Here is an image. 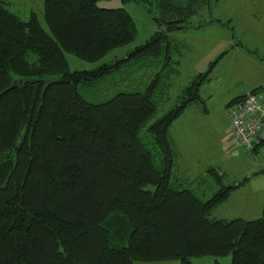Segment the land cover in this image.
<instances>
[{
  "label": "trees",
  "instance_id": "1",
  "mask_svg": "<svg viewBox=\"0 0 264 264\" xmlns=\"http://www.w3.org/2000/svg\"><path fill=\"white\" fill-rule=\"evenodd\" d=\"M99 1L44 0L45 27L36 10L23 19L0 0V264H193L192 255L228 253L230 264H264V204L254 218L212 215L248 176L226 184L209 166L219 187L206 198L174 177L170 126L190 103L205 104L201 86L218 59L158 115L177 71L170 31L182 24L156 17L162 28L146 41L74 68L68 53L94 62L135 39L132 12ZM155 63L143 86L97 95L99 85L136 83V71ZM115 211L128 220L120 215L128 235L121 245L110 242Z\"/></svg>",
  "mask_w": 264,
  "mask_h": 264
},
{
  "label": "rangeland",
  "instance_id": "2",
  "mask_svg": "<svg viewBox=\"0 0 264 264\" xmlns=\"http://www.w3.org/2000/svg\"><path fill=\"white\" fill-rule=\"evenodd\" d=\"M8 1L10 8L23 19H28L31 11L36 10L44 26L48 27L43 17L44 0ZM156 2L149 4L142 0H100L99 4L102 6H125L132 12L137 26L135 39L94 62L68 53L70 64L74 68L93 67L104 60H109L116 53H125L162 28L156 17L160 18L162 26L171 19L175 23L182 24L181 28L170 31L171 68L179 72L175 70L171 81L167 79L164 83L166 86L161 96L163 100L159 101L158 115L178 102L183 86L195 75L207 70L212 61L218 59L211 68L210 80L201 86L205 104L193 102L174 120L171 126L174 144L177 145L179 141L182 148L195 158L191 159V164L196 166L199 179L205 177L210 165L220 169L226 184H234L249 177L245 183L233 189L225 201L213 209V216L226 218L259 216L264 203V171H262L264 142L256 149H248L238 145L234 139L231 141L225 138L231 133L228 124L233 104L229 101L237 96L239 91L246 93L258 84L263 85L264 92V0H162ZM223 51L226 52L221 55ZM159 62L163 60L160 59ZM160 63L137 70L138 73L134 74L137 82L131 85L128 83V78L121 81L119 85L109 82L111 86L107 88L108 91L103 88L105 84L99 85L96 90L97 95L105 98L107 95L104 94L110 89L114 92L119 86L122 88L143 86L158 70ZM124 74L122 73L119 77L121 78ZM139 78H146V80L139 84ZM112 79L109 77L108 81ZM194 161L197 162L194 163ZM216 182L215 179L208 177L206 186L196 185V187L200 194H206V198L219 187V184L218 186L215 184V190L209 189V184ZM120 215L127 220V216L120 211H115L111 215L113 232L110 242L113 245L125 244L128 239L123 218ZM108 219L105 223H108ZM119 230L123 232L120 233ZM231 259V253L220 256L213 254L190 256L193 264H230ZM134 263L181 264V260L179 258L160 261L135 260Z\"/></svg>",
  "mask_w": 264,
  "mask_h": 264
},
{
  "label": "built area",
  "instance_id": "3",
  "mask_svg": "<svg viewBox=\"0 0 264 264\" xmlns=\"http://www.w3.org/2000/svg\"><path fill=\"white\" fill-rule=\"evenodd\" d=\"M229 126L238 145L254 149L264 140V92L249 90L233 104Z\"/></svg>",
  "mask_w": 264,
  "mask_h": 264
},
{
  "label": "crops",
  "instance_id": "4",
  "mask_svg": "<svg viewBox=\"0 0 264 264\" xmlns=\"http://www.w3.org/2000/svg\"><path fill=\"white\" fill-rule=\"evenodd\" d=\"M210 78H209V80H210ZM209 80H207V81H209ZM207 81H205V82H207ZM259 85H262V84H258L256 86H259ZM241 93H243V92H240L239 91V94L237 96H239ZM229 103H230V101H229ZM190 104H192V103H190ZM171 126H170V136H171L172 145H173V147H174V149L176 151L175 166H174V177L177 178L179 181L183 180L184 182H186L188 184L190 183V185H193V186H196V185H198V186H200V185L201 186H206V180L208 179V177L213 178V179H214V177H212L210 175V173H207L205 175V177L202 178V179H199V177H197V172H196V169L197 168H196V166H194L193 164H191L192 163L191 159H195V158H193V156L190 153H188V151L186 149L182 148V146H181V144L179 143L178 140H177L178 141L177 145L174 144L175 143L174 142V139H173L174 134L172 132ZM229 128H230V126L228 127V129ZM177 139H178V136H177ZM225 139L232 141V139H234L233 138V135H232V132ZM195 162H197V161H194V163ZM207 172H208V170H207ZM243 183H245V182H243ZM215 184L218 186V183L217 182L214 183V184H211L210 183L209 186H208L209 189L215 190L214 189L216 187ZM262 212H263V208H262ZM255 217H257V216H255ZM251 218H253V217H251Z\"/></svg>",
  "mask_w": 264,
  "mask_h": 264
},
{
  "label": "water",
  "instance_id": "5",
  "mask_svg": "<svg viewBox=\"0 0 264 264\" xmlns=\"http://www.w3.org/2000/svg\"><path fill=\"white\" fill-rule=\"evenodd\" d=\"M262 171H264V169H262Z\"/></svg>",
  "mask_w": 264,
  "mask_h": 264
}]
</instances>
